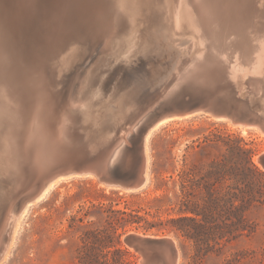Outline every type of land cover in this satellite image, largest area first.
I'll list each match as a JSON object with an SVG mask.
<instances>
[{"label":"rangeland","instance_id":"1","mask_svg":"<svg viewBox=\"0 0 264 264\" xmlns=\"http://www.w3.org/2000/svg\"><path fill=\"white\" fill-rule=\"evenodd\" d=\"M130 1L126 0L131 4L129 8H134H127L129 12L127 10L126 12L130 13L131 17L128 18V14L125 18L132 21L128 23V19L127 21L125 19L124 25L127 26H123V30L147 29L149 19L155 12H159L161 18L156 25H151V27H158L163 31H172V33L179 36L180 30L185 27V29H188L186 35L184 34L176 40L185 54L184 59H189L191 56H195L197 60L202 59L203 61L206 59L209 62L211 61L214 66L216 63L219 67L220 72L219 69H215V76L218 75L221 78L220 75L222 76L226 72L227 74L232 73L231 76L235 79L234 82H228L227 85L223 86L222 81L215 84L213 79L208 78L210 76L206 75L204 79L206 87L208 86L207 88L210 89L217 87L221 89L219 91L223 96L228 95L234 100L237 98L241 106L244 104L243 106L246 105L245 108L249 107L253 111L264 112V2H262L264 0H132L131 3ZM202 1L211 6L221 4L222 19L215 18L214 21V18L205 17L206 20H204ZM241 2L247 3L250 10L242 7ZM236 4L241 7L238 9L242 10V14L237 10L240 18H234L231 15ZM175 6L177 11L179 10V18L177 11L175 12ZM180 11L183 12L180 13ZM134 14L135 16H133ZM181 14H183L182 17ZM176 17L178 20L175 21ZM179 20L181 24H178ZM210 20L214 26L211 25ZM234 23L238 25L233 27L231 24L234 25ZM83 37L76 44L61 49V52L59 51L61 56L53 66L51 65L50 71L47 73L48 87H46V90L53 94L54 101L56 100L55 97L57 98L55 106L59 114L69 109L68 106L74 97L82 102H87L93 97L98 85H91L93 73L89 62V51L91 48L96 49L99 46L107 51L111 48V45L105 46L100 41L94 40L93 35L87 34L84 39ZM27 64L23 63L24 67L32 66L29 63ZM209 79H212V82ZM201 80L202 78L199 81ZM180 81L181 79L176 76L171 88L168 90L177 89ZM213 84L215 85L213 86ZM15 85L11 91L16 92L18 89L17 94L11 91L4 92L3 95H1L2 92L0 93V113L2 110L5 113V115L1 114L2 127L4 128V147H1L0 150V166L4 168L0 169V172L2 176L4 174L5 176H3L4 179H1L0 184V208L2 210H0V221H3L1 219L3 212L5 208L7 209L11 198H13L11 197L14 195L12 189L14 191L16 187H19L18 171H16V167H12V163H19L17 168L26 175L28 174V168L32 167V163L28 162L30 156L27 155L24 149L26 140L22 137H26L24 132L30 126L26 124L33 123L30 111L36 105L37 96L34 93L33 97L36 99L34 98V102L31 103L33 98L31 88L28 91L27 86L24 85L23 90L25 91H23L22 86L20 87L17 83ZM17 86L18 88H16ZM124 96L127 98L126 94ZM14 97H16L15 102L13 101ZM7 98L13 100L8 101ZM10 102H14L15 106ZM4 104L7 105V108ZM21 113L24 117L30 113V121L28 120L30 116L23 120ZM19 120L21 123H18ZM13 128H19V130H12ZM11 132L16 137L15 139H13L12 134L10 135ZM229 135H231L229 141L232 142L235 138L240 137L249 143L250 147L257 150L253 162L264 172L263 166L258 161L259 157L264 154V133L259 129L243 130L241 126L234 125L230 120H217L208 114H199L166 122L152 133L148 141V172L151 184L146 190L139 193L109 190L99 185L98 180L93 176L75 177L59 181L49 188L50 190L44 195L45 198L43 197L33 204H28L30 208L22 218L18 229L14 233L9 252L0 264H75L78 248L81 244L82 229L81 224L73 222L72 219L75 217L83 218L84 225H89L90 221H95L100 226L101 212L94 210V205L99 206L112 201L115 209L119 210L124 208V201H127L132 208L147 209L151 213L159 215L165 221L178 218L181 201H202V176L211 162L221 159L225 154L224 142L228 141ZM10 136L12 137L11 143L13 141L12 146H15L16 143L17 145L20 144L19 146L16 145L17 147L10 148H14L13 153H11L12 150L9 152L10 149L8 153H5V140H9ZM236 141L234 143H237ZM21 143H23V146H20ZM20 148H22V151ZM17 150L20 152L18 153ZM14 152L18 155L16 156ZM25 157L26 159H24ZM31 173L28 174L29 180H31L34 172L31 171ZM261 181L264 183V178ZM156 184H160L162 189H157ZM232 184V181L227 183V185ZM226 190H228V187L222 189V191ZM115 192H118V194ZM124 194H138L139 196H127L120 201L118 197ZM165 194L168 195V198L159 204L161 206L159 212L155 209H149L151 199L162 197ZM88 213L91 216H88ZM214 215L217 216L218 214ZM243 215L246 225L252 231L245 232V235L237 240L219 245L215 241H210V245H207L204 242L206 236H202L205 229H196L191 222L186 223V225L192 233L198 232L197 241L179 233L175 229L176 224L171 221L168 222L167 229L153 230L148 233L139 230L127 234L135 233L154 239L173 238L180 252L179 264H264V204L248 206ZM13 217L14 215H12ZM221 223V220L216 219V222L211 223L210 227L214 228ZM124 236L122 237V243L134 255L135 264H143L142 251L135 246L128 245L124 241Z\"/></svg>","mask_w":264,"mask_h":264},{"label":"water","instance_id":"2","mask_svg":"<svg viewBox=\"0 0 264 264\" xmlns=\"http://www.w3.org/2000/svg\"><path fill=\"white\" fill-rule=\"evenodd\" d=\"M104 1L0 0V46L20 48L21 53H33L32 49L43 41H56L61 49L72 46L87 36L86 26L96 16L94 4L103 5ZM179 37L154 26L135 31L121 29L113 36L109 51L100 46L89 48L91 85L98 88L80 108H70L73 113L63 125L65 139L56 145L51 163L46 166L47 183L93 176L106 189L139 193L151 184L146 172V144L162 124L199 114L230 120L241 127L257 121L237 98L223 96L217 87L207 88L205 78L187 80L168 93L178 71L202 62L195 56L184 59L176 42ZM231 74L225 72L215 82L222 81L223 86L234 82ZM136 121L137 130L121 141ZM114 152L116 155L110 157ZM259 161L264 168V154ZM124 241L143 250L165 244V240L135 233L125 235Z\"/></svg>","mask_w":264,"mask_h":264},{"label":"bare ground","instance_id":"3","mask_svg":"<svg viewBox=\"0 0 264 264\" xmlns=\"http://www.w3.org/2000/svg\"><path fill=\"white\" fill-rule=\"evenodd\" d=\"M131 1H130V3H131ZM262 2H264V1H262ZM130 5L131 4H129V2H126V0H106V1H104L103 5L102 4H94L93 8L94 9L96 8V10L93 12V14H96V16L94 15L90 19L88 24H91V25L86 26V30H87L86 33L90 34L91 36L93 35V39L96 41H100L102 45H105V46L111 45V41H112L113 36L119 30H121L123 26H127L124 24L127 21V19L129 17H131V14L126 12V10L128 11V9L131 8V7L129 8ZM152 5H153V3H152ZM177 5H179V4L177 3ZM241 5H242V7H246L247 10L250 8V6L247 5V3H245V2H241ZM259 7H261V6H259ZM133 8H131V9H133ZM238 8H241V7L237 6V4H236L235 8L233 9V11L231 13V15L234 18H240L239 15L237 14V10L239 13H241L242 10H239ZM133 11H136V10H133ZM176 11H177V9L175 6V12ZM178 11H177V16L179 18L180 16L178 15V13H179ZM130 12H131V10H130ZM181 12H183V11H180V13ZM225 12H227V11H225ZM131 13H133V12H131ZM246 13H247V11H246ZM135 14L133 16H135ZM222 14H223V12L221 9V4L211 6L207 3H205L204 1H202V16L204 17V20H206L205 17H208L210 19L214 18V21H215V18L219 20V19H222V16H223ZM126 15H128V18H125ZM182 15L183 14H181V17H182ZM251 15H252V13H251ZM240 16H242V15H240ZM203 17H202V19H203ZM160 18H161V15L159 14V12L158 13L155 12L154 14H152L151 18L149 19V27H151V25H156ZM125 19H126V21H125ZM176 20H178L177 17L175 18V21ZM180 20L182 21L183 18ZM180 20H179L180 23L177 21L178 24H181ZM218 20H216V21H218ZM130 21H132V20L128 19V23ZM134 21H135V18H134ZM136 21H137V17H136ZM206 22L208 23V21H206ZM206 22H205V24H207ZM210 23H211V20H210ZM131 24H133V23H131ZM211 25L214 26L213 23H211ZM231 25L234 27V26H237L238 24L236 25L234 23V25L233 24H231ZM0 27H2V26L0 25ZM187 30L188 29H185V27H182V30H180V36L184 35L187 32ZM129 31H130V29H129ZM255 40L257 41V39H255ZM12 50H13V53H12ZM19 51H20V48H17L15 50L11 46H6V44H3L0 46V93L2 92L1 95H3L5 93L11 91L14 88L15 83H17L18 85H20V87L22 86L21 87L22 90H23L24 85L27 86L26 88L28 91L31 88V91H33L32 97H33L34 93H36L35 96L38 97L37 102L35 100V103H36V105L34 104L35 107H32L33 108L31 110L32 112L30 111V113L32 114V117H33L32 118L33 123L31 122L30 124H28V123L26 124L27 126H29V125L30 126L28 128L26 127L27 130L24 132V134H26V137L25 136H23L25 138L22 137V139L26 140V141L24 140L25 141L24 142V144H25L24 149L26 150L27 155L30 156L29 159L27 158L28 162L32 163L31 164L32 167L28 168V174H29V172L31 173V171H33L34 172L33 176L34 175L35 176H34V179L32 176L31 180H29L30 174L26 175L25 173L22 174V172L21 173L18 172L19 173L18 174V181H19L18 186L19 187L21 186V187L20 188L16 187L17 185L14 186V187H16V189L14 190L15 192L12 189V192H13L12 194H14V195L11 197H13V198H11L9 205L7 206V209L5 208V211L3 212V215L1 217V219H3V221H0V262L6 256V254L9 252L10 245L13 241L14 233L18 229V227L21 223V220L24 217V215L26 214L27 210L30 208L29 205L31 203L33 204V203L37 202L38 200L42 199L44 197V195L47 194L46 192L48 190H50L49 188L51 186L56 185L59 182V181H56V182L54 181L52 183L46 182L47 181L46 180V178H47L46 177V173H47L46 172V166H47V164L49 165L51 163V157L53 156V154L57 150L56 145L63 142V140L65 139V137H64L65 136L64 135L65 128L64 127H65V122H66L67 117L70 116L71 113H73V112H71L73 109L80 108L82 106V104L84 103V102L78 100V98L74 97L73 99H71V103L68 106L69 109L71 106V111H69V109H66V111L59 114V112L55 106L56 102L55 103L53 102V99H54L52 97L53 94L49 90H46V87H48L47 86V82H48L47 73H48V71H50L51 65L53 66L56 63V61L59 59V57L61 56V53H60L61 47L58 46L56 41H54V44L53 43L51 44L50 41H45V42L43 41L42 45L40 47H36V48L32 49L33 53L28 51V50H23L25 52H22V53ZM23 63H26V64L29 63L32 66L24 67ZM215 69L216 70L219 69V67L216 65V63L214 66L211 63V61L209 62L208 60L205 59L202 62H200V65H199V63H194L192 65V67H186L185 69L178 71L177 76L181 79L180 85H181V83H183L187 80L190 81L193 79L205 78L206 75H209L210 77H208V78H212L213 83L217 84L215 81L219 80L220 78L218 75L215 76L216 72L213 71ZM219 72H220V69H219ZM220 77H222V76L220 75ZM206 84H209V83H206ZM215 84H213V86ZM180 85L177 87V89L180 87ZM209 87H210V85H209ZM16 88H18V86ZM17 90H16V92H17ZM175 90H168V93H172ZM19 91H20V88H19ZM23 91H25V90H23ZM16 92L14 91L12 93H16ZM27 94H29V93H27ZM23 95H26V94H23ZM25 97L27 98V96H25ZM25 97H23V98H25ZM32 97H30V98H32ZM17 98H18V96H17ZM34 98L35 97L32 98L31 103L34 102L33 101ZM8 99L9 98H7L6 100H8ZM55 99L57 100L56 97H55ZM6 100H4V101H6ZM10 100H13V99H9L8 101H10ZM13 101L14 102L16 101V97H14ZM28 101H29V99H28ZM14 102H10V103H13L12 105H14ZM6 103L8 104L7 101H6ZM19 103H20V101H19ZM19 103H18V106H19ZM29 103H30V101H29ZM4 105H5V107L7 106L6 104H4ZM31 105H33V104H31ZM243 105L244 104H242V106ZM18 106H17V108H18ZM245 106H243V107L245 108ZM67 110H68V112H67ZM244 110L248 114L252 115L255 118V120H257V121L252 123V124L247 123L246 125H243L242 126L243 130L256 128V129H259L261 132L264 133V112L256 111V110L253 111V110L249 109V107L244 109ZM23 112H25V111H23ZM2 113H3V110L0 113V150H1V147H4V144H3V142H4L3 129L4 128L2 127L3 119L1 120V117H2L1 114ZM14 113H16V112H14ZM30 113H28V115H27L28 117L30 116L28 118L29 121L31 119ZM3 114L5 115V113H3ZM17 114H18V112H17ZM17 114H16V116H18L20 114V111H19V114L18 115ZM22 117L24 118L23 120L26 119V117H24V115L21 116V118ZM14 119H15V117H14ZM181 119H183V118H181ZM60 121H62V122L60 123ZM19 122H20V120L18 121V123ZM23 123H25V122H23ZM137 124H138V121H136L130 127V129L125 133V137H122L121 141L126 139L127 136L129 137V135H131L134 131L137 130ZM63 125H64V127H63ZM19 128H17V129L19 130ZM17 129L13 128L12 130H17ZM16 132L18 133V131H16ZM11 134L13 135V139H15L16 137L14 136V134L12 132L10 133V135ZM20 134H21V132H20ZM8 135H9V133H8ZM11 138L12 137L10 136L9 140H7V139L5 140L6 141V144H5L6 146H5V150H4L5 153L6 152L8 153V150L14 146V145L12 146L13 141H12V143L10 141ZM127 140H128V138H127ZM19 144L20 143H18V145H17V143H16L14 147L19 146ZM22 144L23 143H21L20 146H23ZM13 149L14 148L10 149L9 152L12 150L11 153H13ZM16 149H18V148H16ZM21 149L22 148H20V150ZM24 149H23V151L25 152ZM113 151H115V150H113ZM147 151H148V149H147V144H146V155H147V159L149 161ZM19 152L20 151H18V153ZM14 153H16V152H14ZM18 153H16V156L18 155ZM21 155H24V154H21ZM111 155H116V153L114 152L113 154H110V157H111ZM11 159H13V158H11ZM15 159H17V158H15ZM24 159H26V157ZM24 159H22V160H24ZM258 161H259V159H258ZM11 162H12V160H11ZM259 163H260V161H259ZM18 164H16L15 162L12 163V167L14 166L17 168ZM31 165H29V166H31ZM2 168H4V167L0 166V169H2ZM146 172H148V169H146ZM7 175H6V177H7ZM31 175H32V173H31ZM3 176H5V174ZM3 176L0 172V184L2 181L1 179H4ZM7 182H9V181H7ZM23 185H24V188H23ZM39 188H42V190L40 193H37ZM0 189H1V187H0ZM0 196H1V194H0ZM6 204H8V203L6 202ZM0 210H1V208H0ZM12 215H14L13 218H12ZM137 235H139V234H137ZM139 237L147 238V237H144L141 235H139ZM160 240H165V244H155L154 246H152V248H150L148 250L146 249V247H145V250L139 248L142 251L143 256H144L143 264H179L180 252L178 250V247H177L175 240L173 238H170V237H165V238L160 239Z\"/></svg>","mask_w":264,"mask_h":264},{"label":"trees","instance_id":"4","mask_svg":"<svg viewBox=\"0 0 264 264\" xmlns=\"http://www.w3.org/2000/svg\"><path fill=\"white\" fill-rule=\"evenodd\" d=\"M228 138L224 142L226 152L223 157L211 162L202 176V201H181L178 218L165 221L147 209L132 208L127 201H124V208L119 210L115 209L112 201L94 205L93 209L101 212L100 226L95 221L84 225L83 218H73L72 221L80 223L82 229L75 264H135L134 255L124 247L122 237L131 231L148 233L167 229L170 221L176 224L175 229L179 233L195 241L199 234L192 233L186 223H193L196 229H205L202 236H206L204 242L207 245H210V241L218 245L229 243L245 235V232H251L243 214L248 206L264 204V183L261 181L264 172L253 162L257 153L255 148L250 147L243 138H235L237 143H234L235 140L229 141L231 135ZM228 181L233 184L227 185ZM156 187L162 189L160 184H156ZM226 187L228 190L222 191ZM127 196L139 195L124 194L118 198L121 201ZM167 198L165 194L151 199L149 209L159 212V204ZM87 215L91 216L90 213ZM216 219L222 223L211 228V223H215Z\"/></svg>","mask_w":264,"mask_h":264}]
</instances>
